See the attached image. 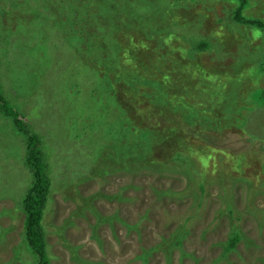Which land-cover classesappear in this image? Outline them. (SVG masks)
Segmentation results:
<instances>
[{"label": "trees", "instance_id": "16d2710c", "mask_svg": "<svg viewBox=\"0 0 264 264\" xmlns=\"http://www.w3.org/2000/svg\"><path fill=\"white\" fill-rule=\"evenodd\" d=\"M186 1H190L187 10L182 8L186 6ZM198 1L0 0V28L6 17L13 12L15 17L5 26L14 36L16 33L21 34L22 38L26 36V41H30L27 33L17 30L33 23L25 18L31 8L34 14H38L37 10L40 11L37 27H44L46 33L38 45L50 51L44 54L38 50L39 56L58 59L60 54L68 57L73 53L74 63L84 61L101 72L98 83L89 89L90 98L97 97L100 101L99 116L90 126L87 124L88 127H84L88 129V133L82 130L77 135L95 156L92 158L90 154L86 159L89 160V167L86 161L82 163L83 168L85 167L83 172L72 183L66 182L67 185L63 187L64 197L74 203L73 209L65 217V220H70L69 224L75 225L72 219L74 215L80 213L86 216L88 212L89 218L93 220L91 229L97 237L99 225L120 217L115 211L100 213L96 210L97 199L109 200L115 197L110 194V188L87 196L79 190L73 191V187L87 175L91 178L98 176L100 181L105 182L109 176L112 180L116 173L133 174L146 168L161 170L162 165L170 164L171 167L167 170L182 172L186 178L185 186L171 192L176 197L188 195L193 205H198L203 199L208 185L216 184V195L222 204L220 211L223 214L226 212L230 222L226 238L221 241L220 252L225 256L235 249L236 242L242 236L238 231L240 212L247 210V207L235 210L233 189L242 185L248 188L249 193L256 192L255 188L258 187L264 190V172L258 176V163L254 164L251 171L247 167L245 172L239 169L243 168L244 161L253 158L254 152L248 149L233 151L225 143L230 132L245 133L246 130L239 128L245 119L231 120L234 116L230 112L235 105H241L239 100L242 95L234 100L225 96L224 85L229 76L243 72L247 59L242 39L244 30L253 31L259 36L248 49L259 51L264 59V21L243 14L248 0H220L215 6H210L206 0ZM109 3L121 5L110 6ZM196 6H201L203 14L207 15L206 23L202 29L185 30L183 22ZM221 10H226L225 19L220 16ZM213 18L220 21V24L212 23ZM120 19H126L127 25L131 23L132 26H127L125 22L119 24L116 20ZM222 20L225 22H221ZM179 25L180 31L175 34ZM132 28L141 29L139 33L133 30V34H138L137 37H132ZM247 33L248 31L246 36ZM14 36L8 37L13 41ZM15 39L18 40L19 37ZM227 40H232L238 50L234 51V47L226 49L223 44ZM0 41L4 39L0 38ZM22 47L27 48L33 55L29 44ZM7 52L9 51L6 49L4 54L0 52L2 59L6 58ZM16 56L21 58V53H15ZM7 59L16 63L14 57ZM222 65L226 67L228 76L217 73ZM117 66L121 71L113 72ZM129 67L137 71L136 75L126 73ZM151 67L152 70L155 68L152 74L149 73ZM230 67L233 70L238 67L242 70L231 73ZM108 71L119 75L113 79ZM76 72L73 68L70 76L73 77ZM114 82L120 87L117 88ZM190 88L193 91L183 96L182 93ZM99 89L101 92L97 93ZM5 97L0 84V114L19 130V136V133L23 134L24 166H19L18 173L26 180L29 179V173L31 177L19 199L12 194L9 197L14 205H18L19 201L21 206L22 236L33 258L35 257L34 264H48L49 254L47 256L42 217L44 208L49 204L50 176L43 141ZM149 106L159 112L160 118L151 117L154 112ZM85 115L91 117L90 109ZM127 156L128 163H121ZM260 157L257 156L256 161ZM246 164L247 162L243 166ZM233 169L242 171L244 175L235 177ZM253 176L258 181H254ZM159 191L168 192V188H160ZM70 192L77 193L72 197L68 194ZM117 197L121 198L120 193ZM256 211L264 215V208H257ZM13 218L10 217L8 224L0 225V233L11 229ZM189 219V215H184L181 222L169 231L168 237L162 238L159 245L167 246H164L166 258L170 256L172 244L177 245L180 253H185L180 247L188 232ZM4 245L5 242H0V247ZM146 252H141L139 257L146 259ZM20 256L17 252L14 254L16 258Z\"/></svg>", "mask_w": 264, "mask_h": 264}, {"label": "rangeland", "instance_id": "374dc122", "mask_svg": "<svg viewBox=\"0 0 264 264\" xmlns=\"http://www.w3.org/2000/svg\"><path fill=\"white\" fill-rule=\"evenodd\" d=\"M206 1L210 3V6L220 2V0ZM189 2L186 1V6L182 8L187 10ZM109 4L110 6L121 5ZM31 10L25 18L33 23L17 30V32H26L30 41L24 40L26 36L22 38L21 34L16 33L14 36L5 26L15 17L13 12L6 17L4 25L0 28V38L4 39L0 41V52L4 54L6 49L9 51L6 53V58L14 57L16 60V63H11V60L2 59L0 56V84L5 98L43 141L50 176L47 202L49 204L44 208L42 217L45 224L47 256L49 254L48 264H264V219L261 221V218H264L261 216L264 215L256 211L257 208H264V190L258 187L256 192L249 193L245 186L234 187L235 210L246 207L247 210L240 212L238 231L240 236L242 234L241 238L236 242L235 249L222 256L221 241L226 238L230 222L226 212L223 214L220 211L222 204L216 195L218 192L216 184L208 185L206 195L198 205H193L188 195L176 197L175 193L171 192L185 186L186 178L182 172H175L174 169L167 170L171 167L170 164L162 165L161 170L146 168L144 171L133 174L124 172L122 177H112V180L109 176L105 182L100 181L98 176L93 178L86 176L77 186H74L73 191L79 190L86 196L108 188L111 189H109L110 194L115 196L109 200L97 199L95 206L100 213L115 211L120 216L118 219L99 225L97 237L91 229L93 220L89 218L88 212L86 216L80 213L74 215L72 219L75 225L69 224L70 220H65L73 209L74 203L71 199L67 200L64 197L63 187L67 185L66 182L72 183L78 177L82 163H85L89 153L86 143L81 138L76 141L71 135H78L84 127H87V124L90 125L99 116L100 101L97 97L90 98L89 89L98 83L101 72L97 67L84 61L74 63L73 53H70L68 57L60 54L58 59L39 56V51L45 54L50 50L38 45L46 30L44 27H37L40 11L37 10L38 14H34ZM225 14L226 10L225 12L221 10L220 16L224 19ZM243 14L264 21V0H248ZM125 20L116 21L119 24L125 22L127 25ZM206 20L207 15L203 14L201 6H196L190 16L184 20L183 28L185 30L202 29ZM212 23L220 24V21L213 18ZM128 25L132 26L131 23ZM235 29L238 30V28ZM133 30L141 32V29L132 28L130 31L132 34ZM179 31L180 25L175 34ZM136 35L138 34H133L132 37H137ZM8 36L10 38L14 36L13 41ZM242 39L247 55L243 72L228 77L224 85L226 90L224 94L233 100L242 95L239 100L241 105H235L230 112L234 116L231 120L245 119L239 128L246 131L245 133L230 132L225 143L233 151L248 149L254 152L253 158L250 157L244 161L243 164L246 162L247 164L244 166L242 164L243 168L239 169L245 172L247 167V170L251 171L254 164L258 163L260 177L264 172V94H262L264 93V59L259 51L248 49L254 41L259 39L257 34L244 30ZM24 44L31 46L33 55L27 48L22 47ZM235 45L232 40H227L223 44L226 49L234 47L233 50L237 51L238 46ZM15 53H21V58L15 57ZM73 68L77 72L71 77L70 72ZM110 68L112 69V65ZM153 70L151 67L149 73L152 74ZM241 70L239 67L234 70L230 67L229 71L233 73V71ZM120 71L118 66L113 70L116 73ZM108 72L113 79L119 75L113 74L112 71ZM136 72L130 67L126 70L128 74L136 75ZM217 73L222 76L229 74L224 65L217 69ZM114 85L117 88L120 87L116 82ZM191 91L193 89H187L182 95L186 96ZM100 92L99 89L97 93ZM149 107L154 112L151 117L160 118L159 112L152 106ZM89 109L92 112L91 117L85 115ZM71 117L73 118L69 121ZM18 131L8 118L0 114V225L8 224L10 217H14L11 229L9 231L5 229V232L0 233V242H5V245L0 247V264H34L35 258L23 240L21 230L23 213L19 201L18 205H14V201L9 197L12 194L19 199L21 197L19 195H23L27 188V181L31 179L30 173L28 180L20 177L18 173L19 166H24L23 134L19 133V136ZM94 156L95 153L92 154V158ZM257 156L261 157L256 161ZM125 159L129 160L128 157ZM86 165H89L88 160ZM233 171L235 177L244 175L238 169ZM253 179L258 181L255 176ZM125 183L128 185L127 190L120 192L121 198H118L114 191ZM160 188H168V192L159 191ZM76 193L68 194L74 197ZM184 215L190 216L187 220L188 232L182 239L180 247L185 253H180L177 245L172 244L170 256L166 258L165 244H159L163 237H168L172 227L181 222ZM129 225L134 226L129 227ZM15 250L21 254L20 257H14ZM141 252H146V259L139 257Z\"/></svg>", "mask_w": 264, "mask_h": 264}, {"label": "clouds", "instance_id": "9594fccd", "mask_svg": "<svg viewBox=\"0 0 264 264\" xmlns=\"http://www.w3.org/2000/svg\"><path fill=\"white\" fill-rule=\"evenodd\" d=\"M205 28V27H204ZM88 126H90V125H88ZM87 126V127H88ZM83 131H85V132H87L88 133V129L87 128H84L83 129ZM243 131H245V130H243ZM72 137H74L75 138V140L77 141L79 138H80V136L78 137L77 135L76 136H73V135H71ZM91 152H92V150H89V153H88V157L90 156V154H91ZM128 157V156H127ZM126 157V158H127ZM129 161V160H128ZM88 163H89V160H88ZM124 164H126V163H128L127 161H126V159H125V161L123 162ZM88 167H89V165H88ZM81 173H82V171L84 170L83 168H82V166H81ZM88 176V175H87ZM113 177H122V173H116V174H113ZM127 183H125V184H123V185H121L120 187H118L114 192H115V194H119L120 192H122L123 190H127Z\"/></svg>", "mask_w": 264, "mask_h": 264}, {"label": "water", "instance_id": "95a60500", "mask_svg": "<svg viewBox=\"0 0 264 264\" xmlns=\"http://www.w3.org/2000/svg\"><path fill=\"white\" fill-rule=\"evenodd\" d=\"M255 190H256V188H255Z\"/></svg>", "mask_w": 264, "mask_h": 264}]
</instances>
